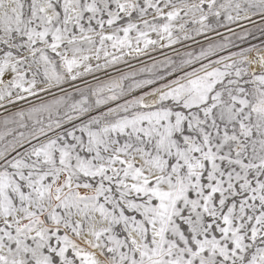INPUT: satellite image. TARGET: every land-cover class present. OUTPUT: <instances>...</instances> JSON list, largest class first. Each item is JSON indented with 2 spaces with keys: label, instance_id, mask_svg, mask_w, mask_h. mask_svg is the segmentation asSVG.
<instances>
[{
  "label": "snow or ice",
  "instance_id": "obj_1",
  "mask_svg": "<svg viewBox=\"0 0 264 264\" xmlns=\"http://www.w3.org/2000/svg\"><path fill=\"white\" fill-rule=\"evenodd\" d=\"M0 264H264V0H0Z\"/></svg>",
  "mask_w": 264,
  "mask_h": 264
},
{
  "label": "rangeland",
  "instance_id": "obj_2",
  "mask_svg": "<svg viewBox=\"0 0 264 264\" xmlns=\"http://www.w3.org/2000/svg\"><path fill=\"white\" fill-rule=\"evenodd\" d=\"M253 42H255V41H253Z\"/></svg>",
  "mask_w": 264,
  "mask_h": 264
}]
</instances>
